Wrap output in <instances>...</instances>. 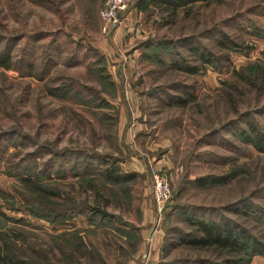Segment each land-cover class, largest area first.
Listing matches in <instances>:
<instances>
[{
    "label": "rangeland",
    "instance_id": "rangeland-1",
    "mask_svg": "<svg viewBox=\"0 0 264 264\" xmlns=\"http://www.w3.org/2000/svg\"><path fill=\"white\" fill-rule=\"evenodd\" d=\"M61 2L0 0V54L12 64L0 68L5 253L24 264L220 260L178 242L190 232L184 212L231 218L264 239V153L244 140L250 124L264 135V81L248 79L253 65L264 72V0H192L177 16L151 8L106 45V59L88 36L95 17L65 16ZM127 77L138 113L123 104ZM189 94L187 106L174 103ZM151 166L170 178L161 219ZM234 170L225 184H202Z\"/></svg>",
    "mask_w": 264,
    "mask_h": 264
},
{
    "label": "trees",
    "instance_id": "trees-1",
    "mask_svg": "<svg viewBox=\"0 0 264 264\" xmlns=\"http://www.w3.org/2000/svg\"><path fill=\"white\" fill-rule=\"evenodd\" d=\"M192 0H138L137 7L142 11H150L151 8L161 9V11L177 16L179 8H185ZM9 69L12 67L10 57L6 54H0V68ZM256 65L251 66L250 84L257 86L260 76L264 81V72L260 74L256 69ZM258 68V67H257ZM196 72L198 69H189ZM243 77V76H242ZM245 78V77H243ZM194 100L193 95H187L185 98H177L174 103L179 106H187L189 102ZM173 103V102H171ZM246 132H243L245 134ZM244 140L252 144L260 153H264V135L252 124L249 125V132L244 135ZM236 170L225 175L208 177L204 179L203 185L208 184H225L232 177ZM106 177V169L104 174ZM110 180L120 182L133 179L132 175L114 176L111 171L107 172ZM22 183L33 193L41 195L45 191L40 183H36L31 177H22ZM46 189V188H45ZM251 206L245 205L243 214H248ZM238 212V211H237ZM242 212V210H241ZM106 217V212H101ZM183 221L187 223L190 232H182L178 238L181 245H185L192 249H202L215 254L220 260L202 261V264H251L257 257L264 258V239L260 236L252 234L247 228L237 224L235 220L227 218L226 220H217L208 216H197L194 213H182ZM9 250V246L4 244L0 246V264H24L22 260H15L5 251Z\"/></svg>",
    "mask_w": 264,
    "mask_h": 264
},
{
    "label": "crops",
    "instance_id": "crops-1",
    "mask_svg": "<svg viewBox=\"0 0 264 264\" xmlns=\"http://www.w3.org/2000/svg\"><path fill=\"white\" fill-rule=\"evenodd\" d=\"M99 2L101 3L98 4ZM129 2L131 7L129 8V10L127 11V15L125 16L124 27L118 28L112 35H105L102 33L103 24L102 21H100L101 18L99 15V8L103 6H101L102 0H62L59 8L64 10L63 14L65 16L84 18L85 24H87L88 19H90V15L91 17H95L96 26L94 28H90L88 36L90 35L96 40L95 44H93V47L98 49V52L106 59V45L112 42H123L125 40V37H127L129 34L132 35V31L134 30V27L132 26L134 19L140 18L143 14V11L138 9L137 7L138 0H129ZM41 7L44 9V6L42 4ZM93 9L95 10L94 14H92L91 11ZM68 10H71V12L68 13ZM90 24L91 23H89L88 25ZM128 81H130L129 77L125 79V96H128V102L124 100L123 104L126 107L127 113H134V111H137L138 113L141 105L140 96L138 90L132 88L131 84ZM134 116V118H137L136 115ZM136 123L137 122H134V126L136 125ZM135 128L138 130L139 124ZM134 161H136L137 166L133 165V167H135V169H138L137 171L143 169L142 163L144 162H141L138 159H134ZM154 257H159V249L152 244L150 248L149 258L153 259ZM254 264H264V258L257 257Z\"/></svg>",
    "mask_w": 264,
    "mask_h": 264
},
{
    "label": "built area",
    "instance_id": "built-area-1",
    "mask_svg": "<svg viewBox=\"0 0 264 264\" xmlns=\"http://www.w3.org/2000/svg\"><path fill=\"white\" fill-rule=\"evenodd\" d=\"M128 8V0H105L100 10L102 33L113 34L124 23V15ZM153 178L154 199L160 219L166 211L170 200V178L166 174L151 166Z\"/></svg>",
    "mask_w": 264,
    "mask_h": 264
}]
</instances>
